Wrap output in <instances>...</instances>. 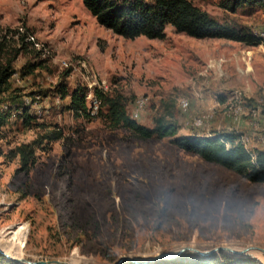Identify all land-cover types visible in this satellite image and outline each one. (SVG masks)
Segmentation results:
<instances>
[{
  "label": "rangeland",
  "instance_id": "374dc122",
  "mask_svg": "<svg viewBox=\"0 0 264 264\" xmlns=\"http://www.w3.org/2000/svg\"><path fill=\"white\" fill-rule=\"evenodd\" d=\"M192 1L220 24L264 39L262 8ZM6 35L11 46L20 36L29 44L11 83L33 120L13 108L0 129L2 250L26 262L115 264L184 247L264 248V184L187 153L172 138L112 129L96 117L93 94L125 98L130 116L144 98L137 122L145 127L169 114L180 137L231 134L251 153L264 152V43L198 40L172 27L164 40H127L100 26L82 0H0V38ZM27 64L40 66L22 76ZM64 80L70 92L89 90L92 118L68 110L69 98L56 90ZM231 108L242 113L239 122ZM199 119L203 127L193 128ZM54 131L63 137L50 142ZM32 144L24 171L19 148ZM247 257L264 262V255Z\"/></svg>",
  "mask_w": 264,
  "mask_h": 264
},
{
  "label": "trees",
  "instance_id": "16d2710c",
  "mask_svg": "<svg viewBox=\"0 0 264 264\" xmlns=\"http://www.w3.org/2000/svg\"><path fill=\"white\" fill-rule=\"evenodd\" d=\"M226 8L237 10L242 7H260L264 10V0H228ZM86 10L98 24L115 35L127 40L145 37L149 40H164L166 29L174 28L179 34H185L198 40L222 39L248 46L264 43V39L251 32L234 26L220 24L209 13L196 6L192 0H82ZM29 51L25 36H20L17 45L11 46L6 36L0 38V129L6 126L15 108L27 124L33 117L22 101V96L12 89L11 78L17 72L13 63ZM40 65L27 64L21 72L22 76L33 74ZM68 75H66L67 77ZM61 99L69 98L68 110L76 118H92L88 106L86 87H78L68 91L66 81L57 87ZM94 98L99 104L96 117H103L112 129L124 128L142 140L153 138H172V143L181 150L194 154L204 161L221 166L244 177L251 183L264 184V152L251 153L231 134L215 136H179V126L171 115L162 114L154 118L153 127H145L132 119L127 112V100L121 96H112L94 89ZM9 101L8 110L2 105ZM94 106V105H93ZM94 109V107H93ZM61 131H54L47 138L52 141L61 140ZM22 157L21 168L26 171L33 164V144L19 148ZM228 256V257H227ZM228 254L201 257L188 254L170 261H158L154 264H260L252 258H229ZM0 264H17L0 253Z\"/></svg>",
  "mask_w": 264,
  "mask_h": 264
},
{
  "label": "water",
  "instance_id": "95a60500",
  "mask_svg": "<svg viewBox=\"0 0 264 264\" xmlns=\"http://www.w3.org/2000/svg\"><path fill=\"white\" fill-rule=\"evenodd\" d=\"M251 248H254V247H246V248L241 249L239 251L234 250L233 248H230V247H217V248H214L213 250H210V251H200V250L195 249V248L184 247L175 253H173V252L162 253V254H159L156 257L151 258L148 261H144V262H138L134 258H130V257H122L115 264H127V263H131V264H154V263L161 261V260H164V259L179 258L180 256H182L186 252H191V253L198 255V256H201V257H208L211 255H218L219 256L220 254H223L225 252H231L234 254V257H229V258H248L246 256V253ZM256 248L264 255V248H261V247H256ZM0 253L2 255L6 256L11 261L17 263V264H69L68 262L61 261V260L28 261V262H26V260H19V259L12 258L11 256L7 255L2 250H0ZM252 259H254V258H252ZM260 264H264V262H260Z\"/></svg>",
  "mask_w": 264,
  "mask_h": 264
},
{
  "label": "bare ground",
  "instance_id": "6f19581e",
  "mask_svg": "<svg viewBox=\"0 0 264 264\" xmlns=\"http://www.w3.org/2000/svg\"><path fill=\"white\" fill-rule=\"evenodd\" d=\"M33 40V39H32ZM95 100V99H94ZM95 102H96V100H95ZM189 106H190V104H189V102L188 101H184L183 103H182V107H183V109H184V111L186 112V111H188V109H189ZM134 113H132V118L134 119V120H139L140 119V117L141 116H138V102L136 103V105H135V108H134V111H133ZM231 113H230V117H231V119H233L234 120V122H239L240 121V119L242 118V113L239 111V110H237L236 108H231V111H230ZM206 120V119H205ZM203 124H204V120H196V121H194L193 123H192V127L193 128H196V129H201L202 127H203ZM263 142H264V138H263ZM0 250H2L1 248H0ZM234 250H238V249H234ZM2 251H4L7 255L9 254L7 251H5V250H2ZM239 251V250H238ZM225 254H228V255H230V256H234V254L233 253H231V252H225ZM255 254V255H254ZM221 255V254H220ZM247 255H249V256H252V257H255V258H257V259H259V256L260 255H263L257 248H251L247 253H246V256ZM9 256H11L10 254H9ZM12 257V256H11ZM12 258H14V257H12ZM16 259V258H15ZM136 261H138V262H144V261H148V260H144V259H135ZM69 264H77V263H69Z\"/></svg>",
  "mask_w": 264,
  "mask_h": 264
},
{
  "label": "built area",
  "instance_id": "2783aa9c",
  "mask_svg": "<svg viewBox=\"0 0 264 264\" xmlns=\"http://www.w3.org/2000/svg\"><path fill=\"white\" fill-rule=\"evenodd\" d=\"M146 107V100L142 98L138 101V116H142V113Z\"/></svg>",
  "mask_w": 264,
  "mask_h": 264
}]
</instances>
